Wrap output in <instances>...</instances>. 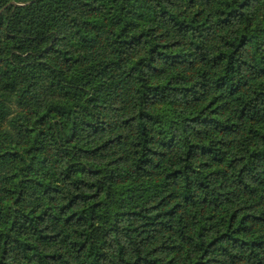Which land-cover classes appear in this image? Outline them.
<instances>
[{
	"label": "trees",
	"instance_id": "16d2710c",
	"mask_svg": "<svg viewBox=\"0 0 264 264\" xmlns=\"http://www.w3.org/2000/svg\"><path fill=\"white\" fill-rule=\"evenodd\" d=\"M0 264H264V0H0Z\"/></svg>",
	"mask_w": 264,
	"mask_h": 264
}]
</instances>
